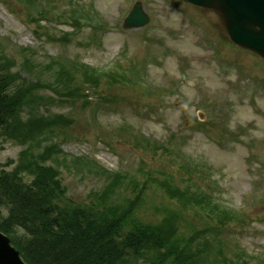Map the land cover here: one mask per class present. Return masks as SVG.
I'll list each match as a JSON object with an SVG mask.
<instances>
[{"label": "rangeland", "instance_id": "obj_1", "mask_svg": "<svg viewBox=\"0 0 264 264\" xmlns=\"http://www.w3.org/2000/svg\"><path fill=\"white\" fill-rule=\"evenodd\" d=\"M101 2L103 0H97ZM104 17L108 22H114L118 20L117 13L114 11L112 15L104 13ZM26 14L23 11V8L13 3L12 0H0V36L7 43L5 44L9 50V53L14 54L13 50H17L19 46H26L28 44L34 45L36 48L40 49L41 41L34 34V27L25 22ZM209 20H212V15L209 14ZM169 25L176 27V34L171 35L168 38L169 46L178 51H189L190 49L195 48L191 38L187 35V27L182 24L178 19H170L168 21ZM50 27L52 24H49ZM61 29H67V27L57 28V33H61ZM106 38L111 36L112 38L117 36V39H112V51L113 54L115 50L114 46H118L119 50L122 51L125 43H128V40H125L121 35L119 30L110 28L106 33ZM131 43V42H130ZM228 46H232L230 43H227ZM51 49L53 52L58 50L59 45L54 44L50 46H45ZM138 48V47H137ZM63 49V47H62ZM131 49H128L130 52ZM153 54H156L159 57V53L155 50H152ZM84 54L86 56L96 55L97 51L92 49H85ZM100 59H104V56H101ZM201 59L200 57H194L192 62V69L195 73L200 74L201 71ZM168 64L164 66L161 70V73L164 74L167 70L173 69L174 62L176 61L175 57H167ZM231 73L228 76L234 75ZM204 75H208L210 78L216 77L218 74V67L209 63L204 69ZM155 76V75H154ZM170 74H166L163 78L169 79ZM156 77V76H155ZM220 86L216 84L215 87ZM223 86H226L223 84ZM186 88V87H184ZM99 91H102L99 90ZM93 92V91H91ZM94 93V92H93ZM170 99L177 102L174 95H170ZM123 103L118 101L113 104L112 110L106 116L101 114V118L105 121V125L101 121V126L98 129H93L88 121L87 115L84 111L80 110V105L75 104L74 107L70 108L69 105L65 106L63 112L72 114L75 117H80L79 124L75 125L74 128L70 129L69 137L71 143L69 145V150L80 154L86 153L87 150L92 152L94 156L98 157L106 166L112 170H130L132 173L142 172L143 169L150 170H161V168L175 169L168 162L162 161L160 159L154 158V155L151 151L143 152L138 150L133 142L124 134H120L117 131L116 126L122 123H128L132 125V122L137 126L145 129L143 131H152L154 135L159 136L161 139L168 136H173V133L179 130V132L185 134V139L183 140L185 149L190 154H195L199 158L207 160L213 165V176L219 181L221 187L218 190V194L224 197H228L235 202H243L247 206L249 213V219L243 221L242 225L239 226L238 230L234 232L233 239L237 243L244 246L246 251L249 254L256 252L257 255H254L252 260L253 264H264V204L255 206L258 196H263V189L256 181H253L250 185L246 184L247 177L245 176L238 184L236 188V182L238 180L237 175L240 173V157L237 161V154L235 152H222V150L217 151L215 143L209 142V138L205 137L199 130L196 128L188 127L184 121L181 123L180 118L184 119L181 115H174L173 108H178L176 106H160L163 109V112H166L165 116L153 115L151 121H147L142 118H134L131 122L127 117H125L121 112L131 114L129 110L122 107ZM136 109V108H135ZM139 110V109H136ZM179 113L184 109L178 108ZM236 121H245L246 119L255 124H264V122H258L245 110V107L242 106L239 109ZM183 113H188L189 115H195V106L191 105L189 109L182 111ZM172 114L174 115L172 117ZM99 123V121H98ZM95 126V122L93 123ZM210 135L217 130L209 129ZM126 138L129 140L130 145L126 142ZM155 138V137H154ZM157 139V138H156ZM160 142V141H159ZM20 144L15 142H7L4 147L0 148V162L5 161L7 158H16L18 152L20 151ZM70 157V156H69ZM71 158V157H70ZM69 164H73L68 161ZM236 163V166H235ZM15 164V162H14ZM65 165V164H63ZM146 167V168H143ZM62 177L65 184L69 188V196L77 202H85L88 199V193L92 190H98L106 182L103 174L98 175L97 173H89L87 170H79L78 168L71 166V169L68 167H61ZM172 173L171 171H167ZM173 174V173H172ZM176 175V176H175ZM175 179L180 180L181 173L176 171ZM233 179V180H232ZM205 183L208 182V178L202 179ZM205 185V184H204ZM203 188L205 186L201 185ZM250 189H257V193L254 195L255 199H251L247 196L246 192ZM244 191V192H243ZM243 192V193H242ZM152 195L155 196V200L161 202L164 200L161 193L156 189L152 191ZM151 197V195H149ZM150 200V199H149ZM152 200L149 201V204ZM166 203L167 200H164ZM155 202V201H154ZM173 205L178 206L176 201H172ZM146 215H151V212ZM185 218L182 221V230L186 233H189L190 226L195 225L199 228H204L205 221L199 218L195 208H188L185 211Z\"/></svg>", "mask_w": 264, "mask_h": 264}, {"label": "trees", "instance_id": "obj_2", "mask_svg": "<svg viewBox=\"0 0 264 264\" xmlns=\"http://www.w3.org/2000/svg\"><path fill=\"white\" fill-rule=\"evenodd\" d=\"M96 243H98V241ZM30 249L34 253V256L44 264H70L69 258H58L54 254L56 248L52 247L50 244H44L43 246H41V244H35L30 246Z\"/></svg>", "mask_w": 264, "mask_h": 264}, {"label": "bare ground", "instance_id": "obj_3", "mask_svg": "<svg viewBox=\"0 0 264 264\" xmlns=\"http://www.w3.org/2000/svg\"><path fill=\"white\" fill-rule=\"evenodd\" d=\"M53 247H55V248H58V246L56 245V244H54V245H52ZM71 264H78L75 260H73L72 262H71Z\"/></svg>", "mask_w": 264, "mask_h": 264}]
</instances>
